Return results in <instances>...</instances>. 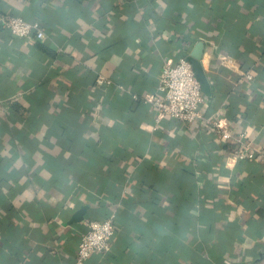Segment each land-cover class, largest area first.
<instances>
[{"label": "crops", "instance_id": "crops-1", "mask_svg": "<svg viewBox=\"0 0 264 264\" xmlns=\"http://www.w3.org/2000/svg\"><path fill=\"white\" fill-rule=\"evenodd\" d=\"M5 13L45 35L0 20V264H73L84 219L110 211L109 250L83 264H264V159L227 163L235 144L211 122L156 124L143 97L202 40L203 114L264 149V0H0Z\"/></svg>", "mask_w": 264, "mask_h": 264}, {"label": "built area", "instance_id": "built-area-1", "mask_svg": "<svg viewBox=\"0 0 264 264\" xmlns=\"http://www.w3.org/2000/svg\"><path fill=\"white\" fill-rule=\"evenodd\" d=\"M2 23L15 35L43 38L45 31L37 19L28 20L24 17L5 13L0 15ZM189 53V52H188ZM188 53L182 51L176 59L167 57L160 68L156 89L144 94V99L156 110V124L163 116L174 117L183 121L207 119L224 140L234 143L232 150L227 152V163L238 159H264V149H255L241 131L234 135L228 124L220 119H211L203 114L201 103L204 98ZM246 78H252L250 70L245 71ZM111 80L103 74L96 76L98 84L109 83ZM4 98L0 95V105ZM115 213L110 211L103 218L84 219L85 229L81 231L73 264H83L92 252L103 253L109 250L115 234Z\"/></svg>", "mask_w": 264, "mask_h": 264}, {"label": "water", "instance_id": "water-1", "mask_svg": "<svg viewBox=\"0 0 264 264\" xmlns=\"http://www.w3.org/2000/svg\"><path fill=\"white\" fill-rule=\"evenodd\" d=\"M202 53H203V41L198 40L195 42L192 49L189 51L187 55V59L191 62L195 76L199 81L202 91L206 94H210L211 93L210 82L201 62ZM84 210H85V206H82L77 211H75V213L72 215V220L82 219Z\"/></svg>", "mask_w": 264, "mask_h": 264}]
</instances>
